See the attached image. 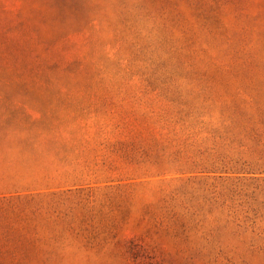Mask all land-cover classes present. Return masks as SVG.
<instances>
[{
    "label": "rangeland",
    "instance_id": "obj_1",
    "mask_svg": "<svg viewBox=\"0 0 264 264\" xmlns=\"http://www.w3.org/2000/svg\"><path fill=\"white\" fill-rule=\"evenodd\" d=\"M0 264H264V0H0Z\"/></svg>",
    "mask_w": 264,
    "mask_h": 264
},
{
    "label": "trees",
    "instance_id": "obj_2",
    "mask_svg": "<svg viewBox=\"0 0 264 264\" xmlns=\"http://www.w3.org/2000/svg\"><path fill=\"white\" fill-rule=\"evenodd\" d=\"M235 169L238 170H242V171H251L254 170V167L252 164L248 163V162H244V163H236V165L234 166Z\"/></svg>",
    "mask_w": 264,
    "mask_h": 264
}]
</instances>
